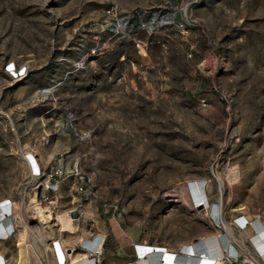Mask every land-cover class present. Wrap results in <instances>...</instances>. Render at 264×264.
Segmentation results:
<instances>
[{
    "label": "rangeland",
    "instance_id": "obj_1",
    "mask_svg": "<svg viewBox=\"0 0 264 264\" xmlns=\"http://www.w3.org/2000/svg\"><path fill=\"white\" fill-rule=\"evenodd\" d=\"M30 154L45 173L60 164L56 193L42 196ZM200 181L208 208L185 190ZM35 194L68 211L74 234L41 238ZM5 200L17 231L0 241L6 264L18 214L40 257L52 237L91 246L97 234L100 264H134L125 235L181 251L230 225L238 261L264 264L234 226L264 223V0H0Z\"/></svg>",
    "mask_w": 264,
    "mask_h": 264
},
{
    "label": "bare ground",
    "instance_id": "obj_2",
    "mask_svg": "<svg viewBox=\"0 0 264 264\" xmlns=\"http://www.w3.org/2000/svg\"><path fill=\"white\" fill-rule=\"evenodd\" d=\"M30 160L35 163L33 155H29ZM235 171V170H234ZM234 179H236L235 172L233 173ZM44 184V183H43ZM48 184V183H47ZM187 195L193 197V201L197 206L201 204L208 208L207 194L205 193L204 183L202 181L196 184H191L190 188L185 187ZM190 193V195H189ZM32 202L35 217L39 219L42 229L40 231L41 238H48L53 235L55 229L58 230L60 236L62 233L74 234L76 228L74 227V219L68 216L66 212H60L56 214L57 209L55 203H49L48 206L43 207L41 203L35 198L30 200ZM51 204V205H50ZM203 207V206H202ZM212 216L215 222H220L217 219V205L212 204ZM70 212V211H69ZM11 213V214H10ZM16 213L14 204L9 207V203L5 200L0 203V236L4 237L8 232L15 228V224H10L9 216ZM18 213V212H17ZM19 226L18 241H17V255L14 264H58L54 253V242L62 249L68 246V243L62 242L59 237H52L49 240H45L48 248L44 250V256L40 257L36 248V237L24 222L21 214H18ZM238 225L244 227L246 236L251 238L252 243L256 246L261 260L264 261V223L259 218L253 219L249 216H241L236 218ZM233 226V225H232ZM217 227V226H214ZM237 228V227H236ZM240 229V228H239ZM226 235L210 234L197 238L195 241L183 243L179 246L181 251L170 250L165 246L157 244L139 243L133 245L135 259L134 264H254L251 262H239V251L236 249L230 238L234 239L233 228L230 225L225 226ZM15 232H17L15 230ZM244 236V235H242ZM95 237V239H93ZM5 238V237H4ZM87 241L91 246V250H97L98 256L102 254L103 248L99 244L100 238L97 234L92 238H87ZM199 240V241H198ZM3 241V240H1ZM197 243L193 244L194 242ZM81 242V241H78ZM242 242V240H240ZM193 244V245H192ZM183 245V246H182ZM86 246V245H85ZM163 247V248H160ZM68 251H65L64 256L67 264H96L97 257L94 259L88 252L82 251L75 244L69 245ZM65 250V249H64ZM63 250V251H64ZM77 254V256H75ZM79 254V255H78ZM75 256L74 258L72 256ZM231 256H237L236 260ZM228 259L227 261H225ZM264 263V262H262ZM0 264H6V260L0 253ZM66 264V263H64ZM126 264V263H125Z\"/></svg>",
    "mask_w": 264,
    "mask_h": 264
},
{
    "label": "built area",
    "instance_id": "obj_3",
    "mask_svg": "<svg viewBox=\"0 0 264 264\" xmlns=\"http://www.w3.org/2000/svg\"><path fill=\"white\" fill-rule=\"evenodd\" d=\"M8 69L12 70V66H9ZM35 161H36V159H35ZM28 165H29V168H30V175L33 178L40 179L39 186L43 187L42 196H44V194H46L48 192L49 193H56L59 190L60 179H61V181H63L65 179L64 176H62L63 173H62L60 164L55 165L53 170L48 171L47 173H45V170L41 169V167L37 163V161L35 163H33L30 160V158H28ZM74 175L78 176V178L80 180V185L78 187V191L81 194H85L86 193V189L83 186V184H85L83 182V177L80 176L77 171H74ZM7 202L9 203V207H10V205H11L10 201H7ZM50 203H55L54 205H56V199H55V201H51ZM55 208H56V206H55ZM10 214L7 215V216H9V221H10V224H11L13 221H12V218H11L12 215H10ZM234 226L237 227L238 229L239 228L240 229H244V227H242V226L237 224L236 220H234ZM15 230H16V228H14V229L12 228V230L10 232H8L4 236L5 238L0 236V241L1 240L5 241V240H8L11 237H13V235L16 233ZM93 239H95V237H93ZM104 240H105V238L102 237L101 240H100V243H99L102 246V248H103ZM55 242H54V253H55V257H56L57 263L58 264H64V263L67 264V261H66V258L64 256V253H65V251H68V249H69L68 246H66L65 248L62 249ZM250 242H251V240H250ZM77 247L80 248L82 251L88 252L90 255H92L93 259H94V257L96 255L98 256L97 250L96 251L95 250H91L89 247L85 246L82 242H78V246ZM238 250H239V256L238 257L241 258V254H240L241 251H240L239 247H238ZM101 255L102 254H100L98 257L96 256L97 257L96 264H100L101 263V259H100ZM257 255H258V257L261 258L259 253H257ZM228 257H233V256L229 255ZM233 258H235V260H236L237 256H234ZM227 260L228 259H226L225 261H227ZM248 260H252L253 262H256L255 259L252 258L251 256H250V259H248ZM126 264H131V263L129 262V263H126Z\"/></svg>",
    "mask_w": 264,
    "mask_h": 264
},
{
    "label": "crops",
    "instance_id": "obj_4",
    "mask_svg": "<svg viewBox=\"0 0 264 264\" xmlns=\"http://www.w3.org/2000/svg\"><path fill=\"white\" fill-rule=\"evenodd\" d=\"M121 230V229H120ZM99 235H101V236H104V233H99ZM112 237V236H111ZM113 238V237H112ZM134 236H129V235H125V238L122 240L124 243H125V247H129L130 245H135V243L136 242H134L133 240H134ZM113 240H114V242H116L117 243V245H118V243L120 242V240H119V238H113ZM118 264H125V263H127V262H125V261H118L117 262ZM116 264V263H115Z\"/></svg>",
    "mask_w": 264,
    "mask_h": 264
},
{
    "label": "water",
    "instance_id": "obj_5",
    "mask_svg": "<svg viewBox=\"0 0 264 264\" xmlns=\"http://www.w3.org/2000/svg\"><path fill=\"white\" fill-rule=\"evenodd\" d=\"M77 216V214L76 213H73V217H76Z\"/></svg>",
    "mask_w": 264,
    "mask_h": 264
},
{
    "label": "trees",
    "instance_id": "obj_6",
    "mask_svg": "<svg viewBox=\"0 0 264 264\" xmlns=\"http://www.w3.org/2000/svg\"><path fill=\"white\" fill-rule=\"evenodd\" d=\"M213 214V213H212Z\"/></svg>",
    "mask_w": 264,
    "mask_h": 264
}]
</instances>
